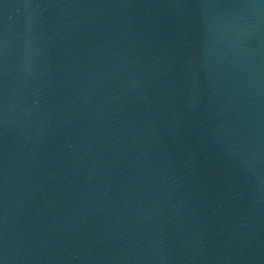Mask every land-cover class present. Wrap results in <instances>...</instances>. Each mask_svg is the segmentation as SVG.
<instances>
[{"label": "water", "instance_id": "95a60500", "mask_svg": "<svg viewBox=\"0 0 264 264\" xmlns=\"http://www.w3.org/2000/svg\"><path fill=\"white\" fill-rule=\"evenodd\" d=\"M0 264H264V0H0Z\"/></svg>", "mask_w": 264, "mask_h": 264}]
</instances>
